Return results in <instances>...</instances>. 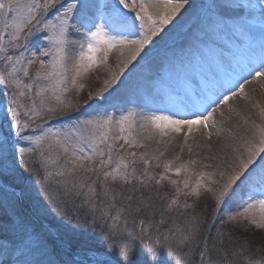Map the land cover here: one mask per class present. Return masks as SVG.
I'll return each instance as SVG.
<instances>
[{"label": "rangeland", "instance_id": "374dc122", "mask_svg": "<svg viewBox=\"0 0 264 264\" xmlns=\"http://www.w3.org/2000/svg\"><path fill=\"white\" fill-rule=\"evenodd\" d=\"M80 2L87 4L96 2L99 11L90 10L91 16L107 15L116 0H80ZM211 3L212 0H187V5L198 7L195 15L184 20L181 30L171 35L162 32L154 37V42L146 46L148 54L142 53L143 58L138 57L137 61H133L125 69L121 81L113 86L114 90L110 89L103 96L98 97L96 93L114 73H118L123 60L116 51L109 55L106 64H98L88 72L82 73L77 78V84L82 87H74L71 84L73 53L70 45L67 61L69 91L61 94L62 102L55 100L49 91L43 94L45 103L41 106L42 97L36 96L35 92L37 86L46 87L48 82L36 80L35 72L39 67L38 64L32 65L30 78L24 77L20 72L16 73V76L25 83H33V89L25 90L26 95L20 98V103L23 105L20 110V120L22 124L27 122L28 128L17 134L16 128L11 126L14 134L12 143L5 125H10L13 121L8 109L16 107L11 103V93L16 89L11 84L0 81V245L15 252V264H94L95 260L92 256L95 255L97 258L98 252L106 247L103 239L106 231L105 221L100 218L99 211H92L88 203L89 186H91L97 193L92 203L101 208L105 206L102 188L103 169L86 173L82 168H76L74 174H69L65 169V153L55 142L57 133L61 138L68 136L69 140L75 143L74 134L69 135V131L73 125H77L78 120L111 115L114 121H117L121 115H126L130 111L127 107L131 105L129 93L147 84V77L150 75L145 72V62L157 58L155 57L157 53L161 54L156 60V66L162 74L159 76L164 78L169 88L176 90L183 87V81L177 80L176 76L202 68L213 71L212 66L208 65L207 58V54L209 55L213 48H217L222 58L227 61L243 57L247 51L251 52L253 47L259 46L260 42L256 36L258 33L264 34V28L253 27L241 32V29L233 27L234 21L226 24L216 18L213 12H210ZM222 14L225 15L224 12ZM54 15L53 12L47 18L52 19ZM96 22L98 23L99 20L97 19ZM174 24L175 20L166 26ZM208 28H215L218 35L211 34ZM85 31L84 28L80 29V33ZM74 35L69 36L70 41L81 40V34ZM37 36L39 34L28 37L26 48L9 47L7 53L0 52V75H5L10 70V64L6 65L4 61L5 55L16 57L22 51L24 56L28 57L31 51L47 45L42 36L39 39ZM230 41H232L231 45L228 46ZM217 42L218 45L215 44ZM4 43H8L7 34ZM19 43L24 44L23 36ZM46 59L50 60L51 57ZM19 67L20 65H17V68ZM151 87L155 88L153 85ZM121 92L125 96L121 103L109 101L115 94ZM33 100L36 102L39 115H34L32 112ZM85 101H89L91 107L86 105ZM48 108L54 111L48 112ZM153 113L160 114V112ZM5 115H7L6 119ZM117 133L118 126L113 123L110 136ZM21 136H29L32 139L23 140ZM37 137H42L39 145L35 143ZM107 143L99 144V147L105 149L106 155ZM114 143L116 148L113 151V164L109 166V170L115 166L118 154H123L130 160L132 157L127 156V153L134 151L137 175L139 176L147 167L149 174L154 177L152 181L145 180L144 188H141L139 183L123 186L120 182H109L111 187L122 191L124 196H134L136 201L142 197L144 202L141 211L126 216L127 228L134 232L136 244L133 254L126 258L120 256L121 260L129 264H137V260L141 264H201V251H206L205 264L209 254L212 264H218L222 257L230 259L232 264H241L244 257L251 256L255 259L264 257V229L243 220L229 219L233 213L240 210L237 207L243 195L240 190V193L227 203L220 204L219 208L216 198L219 190L213 184L202 183L197 195L192 191L195 182L191 183L188 189H183L181 183L182 192L177 197L175 185L168 181L155 184V179H159L160 173L164 172L166 161L157 156L151 158V165L146 166L140 162L141 156L145 154L143 150L137 148L139 143L136 147L124 145L123 149L120 147L124 144L123 140H116ZM49 144L52 145L51 149L48 147ZM21 148L25 149L23 154L19 151ZM86 151L90 150L86 149ZM57 154L60 157L58 160ZM67 155L70 157L71 152ZM99 159L96 157L97 162ZM82 163L87 164L88 167L92 166L86 161ZM72 167L71 163H67L68 169ZM58 172L63 174L57 175ZM170 173H168L170 179L175 180L174 175ZM185 192L189 195H184ZM173 198L178 200L177 204H171ZM243 198L247 199V196ZM61 213L64 215L62 216ZM93 217L96 219L95 225H93ZM141 220L145 222L143 231ZM189 235L187 241L182 239L183 236ZM158 238L160 243L156 244ZM61 243L67 244L77 254L87 257L75 256L63 248ZM83 244L87 245V250L82 249ZM205 244L207 250L204 249ZM216 250H220L219 255ZM225 252L228 253L227 256ZM113 260L115 262V257ZM8 261L6 258L0 259V264H7Z\"/></svg>", "mask_w": 264, "mask_h": 264}, {"label": "snow or ice", "instance_id": "6c2138e0", "mask_svg": "<svg viewBox=\"0 0 264 264\" xmlns=\"http://www.w3.org/2000/svg\"><path fill=\"white\" fill-rule=\"evenodd\" d=\"M187 0H116L111 5V11L107 14L89 15L92 8L87 3H81L80 0H0V52L7 53L9 47L15 49L26 48L28 37L39 34L37 39L42 36L47 45L31 51L30 56L25 57L23 52L16 57L5 55L4 61L10 64V70L5 75H0V81L5 84H11L16 91L11 93V103L16 105L9 108L8 111L13 117L10 126L16 128L17 134L22 133L28 128V123H21L20 115L23 105L20 98L26 95L25 90H32L33 83H25L23 79L16 76L20 72L24 77L30 78V69L33 64L39 67L35 72L36 80L47 81L46 87L37 86L36 96H41L40 104L44 105L45 99L43 94L51 92L52 97L58 102L63 101L62 93L69 91V68L68 49L71 46L78 48V52L73 58L71 84L74 87H82L77 84V78L82 73L98 64H106L109 55L116 51L123 57L118 73H114L111 78L105 82L96 96H103L114 90V85L121 81L125 69L137 61L141 54H148L146 46L151 45L153 38L165 31V26L173 22L181 9L185 8ZM128 10V11H125ZM55 15L52 19L47 17L52 13ZM99 20L97 23L96 20ZM75 21V23H73ZM79 25V27H77ZM81 28H86L83 32V39L70 41L71 34L80 33ZM5 34L8 36V43H4ZM24 38V44L19 43L21 37ZM39 52V55H37ZM43 57V58H42ZM47 57H51L47 60ZM17 65H20L17 68ZM134 67V65H133ZM246 75L240 76L235 81H229L230 86H222L224 90L215 94V98L209 97L207 101L197 110L192 112L188 117L177 119L169 115H152L144 116L139 123L141 130H158L160 136H166L168 130L181 132L185 127L189 133L194 126L203 125L205 129L209 124H215V113L221 105L228 104L231 98L238 94H244L245 85L251 80L264 78V61L252 63L245 69ZM91 99V97H90ZM85 104L91 107L89 101ZM259 107V105H253ZM54 109L48 108V112ZM27 112V110H26ZM32 112L39 115L36 110V102L33 100ZM261 116L264 117V108L260 109ZM118 126V133L110 136L112 125ZM137 128L136 112L130 110L126 115H121L120 119L114 121L111 115H105L97 119H81L77 125H73L69 135L74 134L72 143L68 136L63 138L56 134V145L65 153V169L69 174H74L76 168H82L84 172H96L103 169L104 184L103 195L105 197V206L99 207L92 203L96 199L97 193L94 187L89 186L88 203L93 212L99 211L100 218L105 221L106 231L104 232V241L106 247L98 252L94 264H129V262L120 259L133 254L136 244V237L132 230L127 228L126 216L133 212H139L144 207L143 198L136 201L134 196H124L122 191L110 186L109 182H120L121 185L139 183L141 188L146 187L145 180L154 179L148 172L147 167L138 176L135 165L137 164L136 153L128 152L127 159L125 155L118 154V160L115 166L109 170L113 164V151L116 148L114 141L123 140L124 145L136 147L138 136L134 129ZM252 135L242 138L236 142L233 149L232 158L227 172L221 171L219 175L223 179L222 186L217 194V207L220 204L227 203L240 190L243 195L237 205L238 211L233 213L229 219L243 220L257 228L264 229V123L257 124L252 122ZM23 140H31L32 137L21 136ZM152 139L151 135L144 137ZM42 137H37L35 143L40 144ZM234 139V138H233ZM107 143V155L104 148L99 144ZM50 149L52 145L48 146ZM86 149L90 151H86ZM20 153L25 152L24 148L19 149ZM32 151V149H29ZM71 152L69 157L67 154ZM106 156V158H105ZM99 157V161H96ZM57 154V160L59 159ZM91 163V167L82 162ZM140 162L144 165H151V158L142 155ZM67 163L72 164V168H67ZM198 161L192 160L173 166L172 161L164 163V172L160 173L159 179H155V184L159 185L162 181H168L175 185V193L178 197L182 189L190 187V180L185 178L183 181L170 179L168 173L174 172L177 176L181 173H190L189 164H196ZM27 168V165H25ZM31 171V169H27ZM63 173L58 172L57 175ZM215 173H206L204 171L196 172L197 180L192 191L199 195V188L205 177L211 178ZM95 181H93V184ZM84 185H81L83 187ZM135 191V189H133ZM184 195H189L185 192ZM247 196V199L243 197ZM110 200V202H108ZM119 200V203H118ZM178 200L173 198L171 204H177ZM58 211V210H57ZM63 216L64 214L61 213ZM123 220V226L121 221ZM96 219L93 217V225ZM144 220L140 221L141 230L143 231ZM191 235V234H190ZM189 236H183L182 239L187 241ZM156 244L160 239H156ZM83 250H87V245H81ZM207 250V245H204ZM242 250V249H241ZM219 255L220 250H216ZM119 253V256H117ZM201 264H205L204 257L206 251H201ZM228 253L225 252V256ZM137 264H141L137 260ZM207 264H212L211 255H208ZM218 264H232L230 259L221 258ZM241 264H264V257L259 259L244 257Z\"/></svg>", "mask_w": 264, "mask_h": 264}, {"label": "bare ground", "instance_id": "6f19581e", "mask_svg": "<svg viewBox=\"0 0 264 264\" xmlns=\"http://www.w3.org/2000/svg\"><path fill=\"white\" fill-rule=\"evenodd\" d=\"M89 5L92 6V11H99L96 2ZM211 6L210 12H213L216 18L226 24L234 21L233 27L241 29V32H246L253 27L264 28V0H212ZM197 8L186 4L174 18L175 24L165 26L164 32L171 35L181 30L184 20L195 15ZM84 29L87 31L86 28ZM207 30L215 36L218 35L215 28ZM78 34L82 35V32ZM215 44L218 45V42ZM70 49L75 55V52H78V48L73 46ZM253 52L247 51L243 57L226 61L218 49L213 48L209 55L207 54L208 65L212 66L213 71L202 68V70H190L188 74L176 76L177 80L183 81V87L176 90L169 88L164 78L159 76L162 74L156 66V60L161 57V54L157 53L155 56L157 58L147 60L144 66L145 72L150 75L147 77V84L129 93L131 105L127 107L136 112L137 128L134 131L137 133L140 144L137 148L143 150L149 158L154 159L158 156L163 161H172L173 166L186 164L192 160L198 161L194 165H188L190 173H181L180 176L174 172L170 174L174 175L175 179L188 178L193 183L197 180L196 172L215 173L211 178L205 177L203 183L213 184L217 190H220L223 179L219 173L229 170L236 142L252 135V122L264 123V117L260 112V109L264 108V78L250 79V82L245 85L244 94H238L231 98L228 104L221 105L217 109L214 114L216 123H210L207 129L203 125L194 126L191 133L188 132L187 127L179 133L169 129L168 134L162 137L158 134V130H141L138 125L144 116L158 115L153 112H160L159 115H169L177 119L188 117L209 97L215 98V94L223 91L222 86H230L229 81H235L240 76L246 75L245 69L248 65L264 61L262 47L255 48ZM124 97L122 92L117 93L109 101L121 103ZM254 104L259 107H254ZM149 135L153 138H144ZM237 193H240L239 190ZM5 258L9 260L7 264H15V252L0 245V259Z\"/></svg>", "mask_w": 264, "mask_h": 264}]
</instances>
